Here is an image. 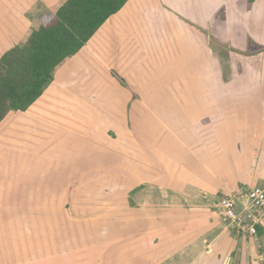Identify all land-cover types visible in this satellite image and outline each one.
Listing matches in <instances>:
<instances>
[{"label": "crops", "instance_id": "obj_1", "mask_svg": "<svg viewBox=\"0 0 264 264\" xmlns=\"http://www.w3.org/2000/svg\"><path fill=\"white\" fill-rule=\"evenodd\" d=\"M60 2L1 0L0 13L6 17L0 20V47L6 49L0 51V58L23 45L30 36L28 30L38 28ZM137 49H143L139 58L144 59L146 70L160 69L157 64L163 62L166 77L175 79L167 93L178 104V111L165 112L163 124L151 112L152 119H146L145 140L126 128L130 134L124 139L133 150L142 144V149L131 155L127 177L121 176L122 151L116 145L117 155L107 164V159L90 161L87 153L75 154L71 144L66 162L79 158L81 164L71 161L60 165L69 176L76 172L92 174L96 172L95 164L109 176L119 174L115 183L123 185L120 189L125 192H116L124 201H116L112 207L119 216L114 217L118 219L114 228H105V212L91 217L75 213L72 208L73 191L87 189L96 179L73 187L66 176L65 182L50 188L54 192L44 207L47 199L42 201L39 196L33 211L12 219L14 232L9 224L7 230L0 229V264H65L63 258L59 260L63 254L71 259L81 254V264H264V223L257 227L256 236L238 233L222 223L215 208L221 198L238 189L264 188V0L252 4L247 0H215L208 5L204 0H129L75 56L56 69L51 84L29 109L6 116L0 128L10 116H17L13 118L17 120V131L5 134L4 139L21 136L25 140L29 134L36 137L43 126L45 131L49 127V131L57 132L58 114L53 111L58 105L66 107L59 108L66 112L62 123L73 129L75 105H98L96 90L105 89V79L115 87L114 79L124 77L122 69L131 70L129 63L138 60ZM237 62L242 66L238 67ZM204 79H209L210 92L216 88L226 99L218 105L216 98L209 97L216 105H202L200 101L188 108L186 94L194 96L198 88L202 90ZM236 94L244 95L245 109L240 118H235L234 103L227 100L228 95L233 98ZM149 99L141 98L139 103L149 105L155 101L153 96ZM193 100L201 97L195 94ZM86 112L85 116L81 112L80 118L87 125ZM118 120L124 127L133 124L131 116ZM149 122L163 128L162 138L152 134ZM241 125L245 126L241 141L246 143L238 148L234 137ZM169 141L181 150L168 149ZM0 152L1 166L7 165L5 149ZM57 163L51 169L55 173ZM121 180L124 183L120 184ZM62 190L66 195L60 201ZM59 206L65 214L58 212ZM91 220L102 223L96 232L90 231ZM58 221L67 223L64 239H58ZM27 224L32 226L30 230ZM48 252L49 259L42 257Z\"/></svg>", "mask_w": 264, "mask_h": 264}, {"label": "rangeland", "instance_id": "obj_2", "mask_svg": "<svg viewBox=\"0 0 264 264\" xmlns=\"http://www.w3.org/2000/svg\"><path fill=\"white\" fill-rule=\"evenodd\" d=\"M63 1L64 0H61V2L55 6L52 12H55L61 6ZM210 1L215 0H204V4L208 5ZM2 6L3 4L0 0V11L2 9ZM40 16L43 17L45 15L43 14ZM5 17L6 16L3 14V12L0 13V20ZM31 30L32 29L28 30L29 34L31 33ZM25 33L26 37L28 33L27 31ZM4 49L6 48L2 45L0 47V51ZM142 52L143 49H137L138 60L129 63V65L132 66L131 70L123 71L122 69L121 73L124 77L114 79L117 83L115 87L108 79H105V89H102V87H100V89L96 90L99 97L98 105H75V108L73 110L75 114L73 119L75 125L73 129L67 126L65 127L62 123V119H66V112L59 108H66L64 107L65 105H58V109L53 111L54 113L58 114L57 126L59 125L58 128L60 130H58L57 132L49 131V127L47 131H45V126H43V132L37 133L36 137H34L33 134L30 135L29 133H26L29 135L25 136V140H23L21 136H10V140L6 141L4 139L5 134H16L17 120L14 121L13 118L16 119L17 116H10L7 124L3 128H0V142L2 139L6 141H4V143H0V151L5 149L4 163L7 164H2V166L0 164L1 230H7V224H9L11 226L9 227V230L14 232L15 229L12 227V219H19V216L26 215L28 214L27 212L33 211L35 209L34 202L35 200L38 201L37 198L39 196H42V201L44 199H47V202L44 200L43 207L46 205V203H49V194L54 192V190H51L50 188L52 187L53 189L55 183L58 184L61 182H65L67 180L66 176L68 177V180H71L74 183L73 187L81 186V183L87 181L88 179H96L93 182H90V186L87 189L81 188L75 189L73 191L72 208L74 209L75 213H84L88 214L91 217L95 216L97 213L105 212V217L107 220L105 221V228L110 230L114 228V222L118 220L114 217L118 218L119 216L115 214L117 213V210L112 209V207H114L115 204L120 200L124 201L122 200V195H120L119 193L125 192L124 190L120 189L123 185L119 186V182L115 183V180L119 177V174L116 176L113 174L109 176L108 173L103 172V168H99V166L95 164L96 169H94L93 171L96 172H93L92 174L91 172L87 174L76 172L73 175L69 176V173H67L66 170L63 169L60 165H64L66 163L70 164L71 161L74 163V165L81 164L79 158H74L73 160L66 162L68 152L70 150L72 151V149L70 148L71 144L73 146L75 154L77 152H79L80 154H82V152H84L85 154L87 153L90 161L96 160L98 158L102 159L103 161L104 159H107V164H109V161L110 163L113 162L114 154L117 155V153H115L117 146L122 151L121 156L123 159L122 164L124 169L121 176L124 175L127 177L129 175L127 171V169H129L128 166L133 162L131 155L135 150L142 149V144L140 147L139 144L141 142H139V146H137L136 149L133 150L134 148L131 147L130 142L126 141L124 137L126 135H129L131 132L141 134V136H143V139L145 140L144 135L146 133V119H152L151 112L154 114V117H158L157 119H159L160 121L159 124H163V114L165 112L176 113L178 111V104L174 101H171L167 93L168 85L171 84L175 79L166 77V71L162 70L163 62H160L158 64L156 63L157 65H159L160 69L155 67V69L152 71L146 70L145 63L143 62L144 59L139 58ZM236 65L238 67L242 66L240 62H237ZM75 78L79 79L81 77L76 76ZM100 81H102V79H100ZM203 81L205 82L203 83L202 90L198 88L197 92L195 93L196 97H201V100L194 101L193 97L195 96V94L193 96V94L187 93L185 105H191L190 108H193V105H199V103L197 102L200 101L202 105H216V101L210 102L209 97H212V100H215L216 98L218 105H220L226 99L225 97H223V94H218L219 90H215L216 88H212L213 90L212 92H210V85L208 84L209 79H204ZM199 91H202V93L200 94ZM151 96L155 97V101L150 103L149 105H141L139 103L141 98L150 100L149 97ZM92 100L97 99L92 97ZM227 100H232V102L234 103L235 118H237V116L240 118L241 114L243 113L242 110L245 109V107L242 105V103L244 102V95L236 94L233 98H230V96L228 95ZM69 106L70 105H68V107ZM146 107L149 109H145ZM69 108H71V106ZM86 111H88L89 114V124L87 125L81 123L80 118L82 114L85 116V114L87 113ZM130 116L131 123L133 124H129L128 127L121 126V122L118 120V118L120 117L130 119ZM112 118H115V120H113ZM149 124L150 129H154L152 134H155V137L162 138L164 135L163 128L161 126L157 127V125H154L151 122H149L148 125ZM51 126L53 129L57 128V126L55 125ZM126 128H128L130 132ZM242 128L245 129V126H238L239 132L235 131V147L238 146V148L239 146L243 147L246 143L243 140V136V141H241V132L243 130ZM36 129L39 130V127L37 126ZM123 129H125V131ZM258 131L260 130L258 129ZM86 132L88 134H86ZM263 132L264 130L261 131V134ZM236 133L238 134L236 135ZM119 137H121V141H117ZM143 144L146 143L143 142ZM168 145L169 146L167 147L171 151L181 150L180 148L175 147L174 144H172L170 141L168 142ZM77 146L80 147L78 151ZM144 153H146V151ZM56 161L58 163L57 172L55 173V171L51 169L55 166ZM92 167L93 166H91V168ZM25 169L28 170L24 171ZM39 169L41 173L38 172ZM125 171L127 173H125ZM124 176L123 179L128 182L127 178H125ZM98 178L99 180H97ZM124 180H121L120 184L124 183ZM68 182L69 181H67V183ZM65 192V190L61 191L62 194H60V201L61 199L65 198ZM37 203L38 202H36V209H39V205H37ZM58 212L64 213L63 206L58 207ZM123 218L124 216L122 215V219ZM125 220L128 221L127 219ZM126 221H124L123 223H126ZM89 223L91 232H96V230L99 228V225H102V223L100 224L99 221L93 220H91V222ZM77 225L78 224H75V227L80 230V226L77 227ZM26 226L27 230H30V228L32 227L30 224H27ZM58 230V239H64V236L66 235L65 231L68 230L67 223H65V221H58ZM17 239L18 238H16V240ZM48 240L49 242H53L54 239L49 238ZM77 241L80 242L81 239L77 238ZM30 242L33 246V238H31ZM37 242L38 237L36 238V243ZM63 245L65 246V243ZM49 254V252L48 254H42V257H46L49 259ZM33 257H35V255H32V258ZM61 258H63V262L65 264L70 261L74 262L75 264H81V254L74 256L72 255V259L66 254H63L59 256V260H61ZM31 261L34 262V260Z\"/></svg>", "mask_w": 264, "mask_h": 264}, {"label": "trees", "instance_id": "obj_3", "mask_svg": "<svg viewBox=\"0 0 264 264\" xmlns=\"http://www.w3.org/2000/svg\"><path fill=\"white\" fill-rule=\"evenodd\" d=\"M128 1L66 0L32 29L23 45L7 51L0 58V123L11 112L29 109L51 84L56 69Z\"/></svg>", "mask_w": 264, "mask_h": 264}, {"label": "built area", "instance_id": "obj_4", "mask_svg": "<svg viewBox=\"0 0 264 264\" xmlns=\"http://www.w3.org/2000/svg\"><path fill=\"white\" fill-rule=\"evenodd\" d=\"M215 208L224 225L238 233L256 236L257 227L264 223V188L238 189L221 198Z\"/></svg>", "mask_w": 264, "mask_h": 264}]
</instances>
